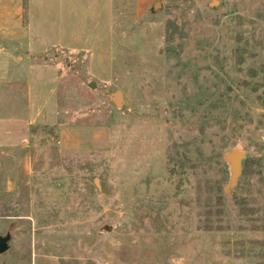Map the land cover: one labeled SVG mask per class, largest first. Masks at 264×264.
I'll return each instance as SVG.
<instances>
[{
  "label": "rangeland",
  "instance_id": "rangeland-1",
  "mask_svg": "<svg viewBox=\"0 0 264 264\" xmlns=\"http://www.w3.org/2000/svg\"><path fill=\"white\" fill-rule=\"evenodd\" d=\"M0 99L1 264H264V0H0Z\"/></svg>",
  "mask_w": 264,
  "mask_h": 264
},
{
  "label": "water",
  "instance_id": "water-1",
  "mask_svg": "<svg viewBox=\"0 0 264 264\" xmlns=\"http://www.w3.org/2000/svg\"><path fill=\"white\" fill-rule=\"evenodd\" d=\"M218 3V1H216ZM94 87V85H93ZM116 104L122 107V98L116 99ZM245 159V153L241 150L234 149L226 155V161L230 164L231 182L228 187V191L237 186L238 179L242 172V162ZM11 236L0 237V254L6 253L9 249V243Z\"/></svg>",
  "mask_w": 264,
  "mask_h": 264
},
{
  "label": "crops",
  "instance_id": "crops-1",
  "mask_svg": "<svg viewBox=\"0 0 264 264\" xmlns=\"http://www.w3.org/2000/svg\"><path fill=\"white\" fill-rule=\"evenodd\" d=\"M6 107L5 103H2V100L0 99V112L4 111ZM60 143L63 148H70L75 147L74 145L81 143V131H88L87 129H94V127L85 128V127H76L72 125H61L60 127ZM0 153H1V147H0ZM1 264V263H0Z\"/></svg>",
  "mask_w": 264,
  "mask_h": 264
}]
</instances>
